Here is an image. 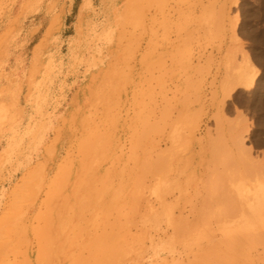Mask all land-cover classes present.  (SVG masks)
Segmentation results:
<instances>
[{
	"label": "rangeland",
	"instance_id": "374dc122",
	"mask_svg": "<svg viewBox=\"0 0 264 264\" xmlns=\"http://www.w3.org/2000/svg\"><path fill=\"white\" fill-rule=\"evenodd\" d=\"M247 64L254 83L238 87L234 77ZM33 90L46 116L39 132L12 147L5 168L15 176L0 188V216L54 137L50 174L68 148L76 160L95 141L102 157L109 153L102 179L118 201L94 226L65 230L68 243L47 245L53 232L29 223L41 193L25 215L35 190L27 183L0 225V264L86 260L77 246L91 243L84 231L101 232L109 218L115 224L113 214L137 240L113 264H264V210L256 225L244 216L253 188L264 184V0H0V152ZM155 213L163 215L150 222ZM205 230L209 242L194 241ZM228 236L240 240L222 242Z\"/></svg>",
	"mask_w": 264,
	"mask_h": 264
},
{
	"label": "bare ground",
	"instance_id": "6f19581e",
	"mask_svg": "<svg viewBox=\"0 0 264 264\" xmlns=\"http://www.w3.org/2000/svg\"><path fill=\"white\" fill-rule=\"evenodd\" d=\"M49 62V60L45 61L44 65L47 66ZM255 77L256 74L250 69V66L248 64L247 66L244 65L238 69L234 77L235 84L238 85V87H250L253 85ZM234 90L235 88L224 91V98L221 102L222 106L224 102L229 99ZM26 103L27 107L23 108V111L15 115L14 118H11L8 123V130L5 135L7 145L6 148L0 152V172L8 164V157L12 153V147L23 144L32 133L39 132L40 124L46 116V109L43 104L37 100L35 90L28 96ZM5 113V109L0 108V124L5 118ZM21 114L22 120L26 123V125L23 126H21V121H19ZM57 140L58 138L54 137L53 140L50 141L44 148L42 157L32 166L25 169L12 190L7 194L6 201L2 205L3 210L0 216V225L3 224L8 211L14 205L16 199L19 198L22 188H24L27 183L33 181L35 190L31 194V201L28 204L25 215L30 212V209L34 206L41 193L43 199L39 202L29 223L30 225L36 224V226L44 224L43 227H46V230L53 232L52 235L44 237L46 240L44 239L42 242L43 244L60 246L70 241L65 230L69 231L68 234L70 236V230L73 227L78 228L82 225L81 222L85 224L88 220H90L91 224L94 226L95 222L101 219V209L106 210L105 212H108L109 209L111 210L113 208L112 206L118 201V191L111 190L110 187L106 186V182H103L102 176L106 172L105 168L106 163H108L109 153L102 157L100 149L97 147L95 141H93L92 146L87 150L83 149L80 153L78 152L76 160L72 153H70V148H68V155L66 158H59L54 170L50 174L51 163L56 153L55 146L57 145ZM197 143L201 144L202 142L201 140H197ZM131 147L132 150H130L129 155L131 167L127 177L130 180L133 178L136 171L137 158L136 155V158H134V147ZM253 189L256 193L255 201L250 204L251 208L246 211L244 216L246 217L245 222L256 225L261 211L264 210V184H257ZM241 192L242 191L237 189L235 198V201L240 204L243 201V193ZM155 194L160 195L159 191L155 192ZM161 195L159 198L163 197ZM160 208L165 212L164 217H166V224L172 227L175 223L169 215L166 214L170 211V208L167 207L164 202H160ZM148 213L149 212L142 215L144 216L141 219L142 221ZM120 215L121 213L118 212V217ZM162 215L159 213L153 214L150 217V222L153 221V223H157ZM113 218L117 221L115 222L116 225L110 221V218L106 219L102 225L101 232H97L96 230L93 232L84 231L87 233L85 240H89L91 243L85 248L82 247V244H78L77 246L81 248V255L85 253L86 260H49L47 264H113V262H117V260L127 259V253L132 249V245L130 244L132 241L136 242L137 240L130 235L128 230L124 229L123 224L116 219L115 214H113ZM25 219L26 216L20 221L24 223ZM16 223L15 221V226ZM1 229L3 228L0 226V231ZM21 239L17 238L15 241L19 243ZM198 239L203 240L205 243L206 240L208 242L210 240L206 230L201 231L194 241ZM239 240V237L231 238L228 236L224 238L222 242H236ZM182 247L187 249V244L183 243ZM217 247L219 246L214 244L211 250L214 251ZM188 250L189 249H187V251ZM211 250L209 249L207 252ZM28 252L29 249L27 248L24 251L25 257H27ZM60 253H58L59 257H66L65 252L62 254ZM16 254V256H13V260H18L21 257L19 256L20 253ZM205 254L206 250L200 253V255L206 256ZM3 256L0 257V260H2ZM39 261L40 260H34L33 264H39ZM17 264H19V262H17ZM209 264H224V260H210Z\"/></svg>",
	"mask_w": 264,
	"mask_h": 264
},
{
	"label": "crops",
	"instance_id": "0c3cea01",
	"mask_svg": "<svg viewBox=\"0 0 264 264\" xmlns=\"http://www.w3.org/2000/svg\"><path fill=\"white\" fill-rule=\"evenodd\" d=\"M225 10H227V8H225ZM209 31H211L210 29H208ZM3 173H0V188L3 186V184H5L8 180L11 181V179L15 176V174H13L11 172V168H5L4 171H2ZM159 264H171L174 262V260H158Z\"/></svg>",
	"mask_w": 264,
	"mask_h": 264
}]
</instances>
